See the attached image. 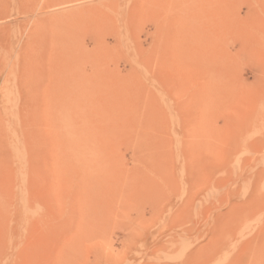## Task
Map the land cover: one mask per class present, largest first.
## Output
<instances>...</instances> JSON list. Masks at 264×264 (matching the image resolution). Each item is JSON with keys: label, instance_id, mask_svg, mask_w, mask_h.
<instances>
[{"label": "rangeland", "instance_id": "rangeland-1", "mask_svg": "<svg viewBox=\"0 0 264 264\" xmlns=\"http://www.w3.org/2000/svg\"><path fill=\"white\" fill-rule=\"evenodd\" d=\"M0 264H264V0H0Z\"/></svg>", "mask_w": 264, "mask_h": 264}, {"label": "bare ground", "instance_id": "bare-ground-1", "mask_svg": "<svg viewBox=\"0 0 264 264\" xmlns=\"http://www.w3.org/2000/svg\"><path fill=\"white\" fill-rule=\"evenodd\" d=\"M76 75H77V74H76ZM80 75H81V74H80ZM81 78H82V77H81ZM83 81H84V80H83ZM85 82H86V81H85ZM94 82H95V81H94ZM72 83H73V82H72ZM74 83H75V81H74ZM79 83H81V82H79ZM90 84H91V82H90ZM93 84H94V83H93ZM86 85H87V84H86ZM78 86H79V85H78ZM78 86H77V87H78ZM82 86L85 87L83 84H82ZM82 86L80 85V87H82ZM87 87H88V86H87ZM74 88H75V87H74ZM94 88H95V87H94ZM94 88H93V89H94ZM72 89H73V88H72ZM75 89H76V88H75ZM76 90H77V89H76ZM81 90H82V89H81ZM94 90H95V89H94ZM74 91H75V90H74ZM84 91H85V90H84ZM87 91H88V89H87ZM78 92H79V91H78ZM90 92H91V90H90ZM90 92H89V93H90ZM75 93L77 94V91H75ZM87 93H88V92H87ZM87 93H86V94H87ZM91 93H93V92H91ZM91 93H90V94H91ZM80 94H81V92H80ZM77 95H78V94H77ZM84 95H85V94H84ZM70 96H71V95H70ZM82 96H83V93H82ZM86 96H87V95H86ZM74 97H75V96H74ZM74 97H73V98H74ZM83 97H84V96H83ZM88 97H89V95H88ZM77 98H78V97H77ZM80 99H81V96H80ZM70 100H71V102H73L72 99H70ZM76 100H77V99H76ZM76 100H75V102H76ZM78 100H79V99H78ZM82 100H83V98H82ZM84 100H85V97H84ZM68 101H69V100H68ZM69 102H70V101H69ZM77 102H79V101H77ZM65 104L67 105V103H65ZM69 104H71V103H69ZM76 104H78V103H76ZM80 104H82V103L80 102ZM85 104H86V102H85ZM88 105H90V104H88ZM70 106H71V105H70ZM72 106H73V105H72ZM82 106H83V105H82ZM85 106H86V105H85ZM89 107H90V106H89ZM75 108L77 109L78 107L75 106ZM85 108H86V107H85ZM72 109H73V108H72ZM78 109H79V108H78ZM86 109H88V108H86ZM91 109L93 110V108H91ZM60 110H61V109H60ZM64 111H65V109H64ZM70 111H71V109H70ZM75 111H76V110H75ZM67 112H68V111H67ZM61 113H62V110H61ZM80 113H81V111H80ZM83 113H84V112H83ZM89 113H91V110H90ZM59 114H60V113H59ZM74 114H75V113H74ZM60 115H61V114H60ZM63 115H65V114H63ZM63 115H62V116H63ZM75 115H76V114H75ZM81 115H82V114H81ZM81 115H80V116H81ZM83 115H84V114H83ZM66 116H67V115H66ZM66 116H65V117H66ZM68 116H72V115H68ZM63 117H64V116H63ZM78 118H79V117H78ZM85 118H86V117H85ZM69 119H70V118H69ZM86 119H87V118H86ZM87 120H88V119H87ZM73 121H74V120H73ZM77 122L79 123V121H77ZM80 122H81V121H80ZM82 122H83V120H82ZM85 123H86V122H85ZM65 125H66V124H65ZM65 125H64L63 127H65ZM73 127H74V126H73ZM69 130H70V129H69Z\"/></svg>", "mask_w": 264, "mask_h": 264}]
</instances>
